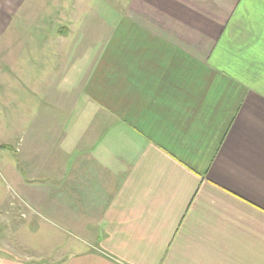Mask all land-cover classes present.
<instances>
[{"label": "crops", "instance_id": "crops-1", "mask_svg": "<svg viewBox=\"0 0 264 264\" xmlns=\"http://www.w3.org/2000/svg\"><path fill=\"white\" fill-rule=\"evenodd\" d=\"M18 1L5 0L0 37ZM123 5L119 66L88 92L92 135L80 129L72 162L56 163V187L71 175L73 192L72 222H56L78 236L42 222L57 216L40 196L28 202L42 215L10 214L12 242L39 234L28 264H264V0Z\"/></svg>", "mask_w": 264, "mask_h": 264}, {"label": "rangeland", "instance_id": "rangeland-1", "mask_svg": "<svg viewBox=\"0 0 264 264\" xmlns=\"http://www.w3.org/2000/svg\"><path fill=\"white\" fill-rule=\"evenodd\" d=\"M21 1L22 10L13 9L12 15L20 12L0 37V146L7 145L0 147V200L8 197L7 205L0 201V259L8 264H28V258L37 256L32 242H38L39 234L29 240L18 232L23 229H18L19 237L12 242L9 217L18 213V222L28 212L42 215L37 203L40 196L43 206L57 216L53 221L38 216L42 222L65 228L57 230L67 237L78 236L71 227L56 222H72L73 207L72 176L67 178L68 185L62 182L56 187V178L61 176L56 177V163L64 158L72 162L69 148L72 141L76 143L73 136H81L80 129L83 136L92 135L91 129L88 132V115L95 108L88 104V92L98 69L111 63L119 66V58L113 57L117 54L111 53L121 49L120 32L116 33L124 21L125 0ZM4 2L0 0L1 13L5 12ZM57 10L64 11L58 21ZM111 36L114 41L109 40ZM106 53L109 55L103 58ZM41 166L48 170L42 171ZM42 178L49 181L41 186L38 182ZM30 179L36 181L33 189L22 187L21 191L14 184ZM57 188L66 195L58 207L54 200ZM31 198L37 202H28ZM66 199L69 203L62 211ZM19 241L16 250L22 253L12 250V244Z\"/></svg>", "mask_w": 264, "mask_h": 264}, {"label": "trees", "instance_id": "trees-1", "mask_svg": "<svg viewBox=\"0 0 264 264\" xmlns=\"http://www.w3.org/2000/svg\"><path fill=\"white\" fill-rule=\"evenodd\" d=\"M0 147L1 148H7V145H1Z\"/></svg>", "mask_w": 264, "mask_h": 264}]
</instances>
